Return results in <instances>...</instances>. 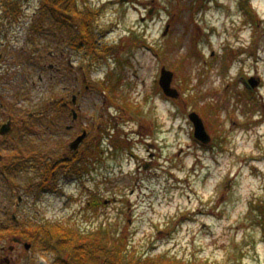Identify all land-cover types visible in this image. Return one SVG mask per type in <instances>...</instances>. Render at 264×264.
Instances as JSON below:
<instances>
[{"label": "rangeland", "instance_id": "374dc122", "mask_svg": "<svg viewBox=\"0 0 264 264\" xmlns=\"http://www.w3.org/2000/svg\"><path fill=\"white\" fill-rule=\"evenodd\" d=\"M43 5L0 0L2 34L16 26H25L26 34L39 7L44 33L55 34L56 44L72 39L74 29L59 25ZM79 5L94 14L98 53L81 47L70 55L68 92L76 95L77 122L69 131L71 115L57 113L55 126L49 125L51 96L67 95L62 83L51 92L47 75L35 76L36 100L19 105L25 114L46 111L25 125L22 170L0 176V223L21 213L24 221H50L84 234L102 225L110 244L122 238L127 254L142 263L154 257L264 264V0ZM162 67L173 72L176 98L161 91ZM249 76L258 82L254 89ZM193 111L211 137L208 146L193 138ZM83 127L100 133L94 147L82 148L85 159L77 165L64 153ZM54 163L61 165L55 173L49 166V174L45 167L49 176L42 182L43 166ZM72 165L82 169L81 179H71ZM94 201L99 204L92 207ZM6 237H0L1 255H19L16 264L55 262L56 254L14 247Z\"/></svg>", "mask_w": 264, "mask_h": 264}, {"label": "flooded vegetation", "instance_id": "af4514ba", "mask_svg": "<svg viewBox=\"0 0 264 264\" xmlns=\"http://www.w3.org/2000/svg\"><path fill=\"white\" fill-rule=\"evenodd\" d=\"M41 14V9L36 7L34 16H38L37 20L33 21L35 24H32V20L27 22L26 25L29 23L31 25L30 30L26 34H22L26 30L25 26L13 27L2 34L3 23L2 21L0 22V176L14 169L22 170L23 135L24 130L27 129L25 125L27 122L30 123L33 120L37 121L41 116H44L46 111L42 108L41 111H37L35 114H25L19 105V102L22 101L36 100L38 93L36 86L39 82L36 83L33 80L35 76L38 80H42L41 73L46 74L51 92H54L53 90L56 88V85L62 83L63 94L67 95L53 98V93L50 92L52 96L47 107L49 125L51 127L55 126L54 116L57 113H62L66 116L71 115V124L66 126V129L69 131L74 128L77 122L78 115L72 107L76 103V95L70 96L69 93L71 92L69 87L72 82L69 68L73 64L70 55L72 51L78 50L79 46L84 45L82 43H72V39L66 37H63V39L65 38L63 44L61 41H59L60 44H56L55 34L52 36L49 30L44 33L45 28L43 29L41 23H44L45 20L41 19ZM8 22H14L15 24L14 19H9ZM7 57H10V60H7ZM78 59L82 60L81 57H76V60ZM23 66L26 69L22 73ZM6 72L8 75L5 74ZM73 80H76V78H73ZM88 88V85L84 86L86 91L89 90ZM93 88L90 86V90ZM98 128L96 127L92 131L93 134L90 133V128H80L81 130L76 133L73 140L83 132L86 133L85 138L75 149H72L70 146L72 141L68 143V150L64 153V160L77 165L82 164L85 159L82 148L87 144L95 146L98 133H100ZM60 165L58 166L56 163L52 164V172L55 173L56 168L60 167ZM72 169L74 172L71 173V179H81L79 171L82 169L73 165ZM7 219V221L0 223V227L2 228L0 237L4 238L7 236L6 238H10L14 247L22 246L26 251L31 250L34 247L33 244L25 241L23 238L24 220L22 214L12 213L10 218L8 217ZM80 235L84 236L86 234L82 232ZM27 244L29 245L27 246ZM14 247L10 246L9 249L13 252ZM20 259L22 257H19V255L11 256L10 253L1 255L0 252V264H16Z\"/></svg>", "mask_w": 264, "mask_h": 264}, {"label": "trees", "instance_id": "16d2710c", "mask_svg": "<svg viewBox=\"0 0 264 264\" xmlns=\"http://www.w3.org/2000/svg\"><path fill=\"white\" fill-rule=\"evenodd\" d=\"M44 9L53 17L59 25L73 30V42H78L86 46L88 53L93 51L98 53L95 41V34L91 28L94 14L90 11L80 9L79 1L85 0H43ZM84 46H79L81 47ZM93 50V51H92ZM246 96L253 97L250 92ZM27 134L26 132H24ZM51 164L43 166V181H46L51 172ZM26 167V166H24ZM48 171L46 174V168ZM262 209H260L261 211ZM46 223V221L25 220L23 224V238L32 242L33 245L44 251L56 254L53 264H185L177 260H170L163 263L159 259L148 258L146 262H141L139 257L127 254L125 241L121 238L118 243L110 242L109 233L102 225L95 233L80 235L78 228L67 231L64 226ZM2 229H0L1 231ZM83 241V242H82ZM106 246H109L108 248ZM59 253V255H57ZM64 257H70L68 260ZM207 264V263H197Z\"/></svg>", "mask_w": 264, "mask_h": 264}, {"label": "water", "instance_id": "95a60500", "mask_svg": "<svg viewBox=\"0 0 264 264\" xmlns=\"http://www.w3.org/2000/svg\"><path fill=\"white\" fill-rule=\"evenodd\" d=\"M127 1L128 0H120V2L122 3ZM172 80H173V72L167 70L165 67H162L159 78V85L162 88L165 95L176 98L178 96V93L174 88L171 87ZM250 82L253 87H255L258 84L257 80L253 78L250 79ZM188 118L190 119V121L194 126V137L203 144H209L211 141V137L205 130L202 118L194 111L189 113ZM84 137H85V132L70 143L71 148L75 149L82 142Z\"/></svg>", "mask_w": 264, "mask_h": 264}, {"label": "bare ground", "instance_id": "6f19581e", "mask_svg": "<svg viewBox=\"0 0 264 264\" xmlns=\"http://www.w3.org/2000/svg\"><path fill=\"white\" fill-rule=\"evenodd\" d=\"M209 215H211V214H209Z\"/></svg>", "mask_w": 264, "mask_h": 264}]
</instances>
